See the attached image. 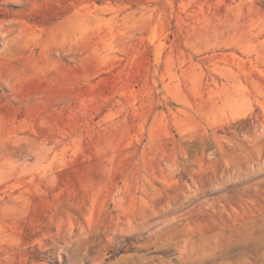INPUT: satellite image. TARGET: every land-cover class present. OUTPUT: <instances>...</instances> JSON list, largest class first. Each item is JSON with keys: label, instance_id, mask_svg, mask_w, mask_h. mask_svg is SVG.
<instances>
[{"label": "rangeland", "instance_id": "374dc122", "mask_svg": "<svg viewBox=\"0 0 264 264\" xmlns=\"http://www.w3.org/2000/svg\"><path fill=\"white\" fill-rule=\"evenodd\" d=\"M0 264H264V0H0Z\"/></svg>", "mask_w": 264, "mask_h": 264}]
</instances>
